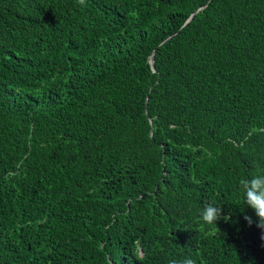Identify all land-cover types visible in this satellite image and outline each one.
<instances>
[{
  "label": "trees",
  "instance_id": "16d2710c",
  "mask_svg": "<svg viewBox=\"0 0 264 264\" xmlns=\"http://www.w3.org/2000/svg\"><path fill=\"white\" fill-rule=\"evenodd\" d=\"M253 175L264 0H0V264H264Z\"/></svg>",
  "mask_w": 264,
  "mask_h": 264
},
{
  "label": "clouds",
  "instance_id": "9594fccd",
  "mask_svg": "<svg viewBox=\"0 0 264 264\" xmlns=\"http://www.w3.org/2000/svg\"><path fill=\"white\" fill-rule=\"evenodd\" d=\"M83 4L84 0H78ZM239 186L243 192V202L254 211L253 216L244 215L243 219L249 226L255 224L258 229H261V240H264V175H253L251 178H242L239 181ZM201 219L209 225H217V221L223 219L224 222L231 221V212L225 215L221 206L207 203L201 210ZM217 227V226H216ZM171 264H197L195 259L185 257L182 260H172Z\"/></svg>",
  "mask_w": 264,
  "mask_h": 264
},
{
  "label": "water",
  "instance_id": "95a60500",
  "mask_svg": "<svg viewBox=\"0 0 264 264\" xmlns=\"http://www.w3.org/2000/svg\"><path fill=\"white\" fill-rule=\"evenodd\" d=\"M204 6H205V5H203V6L199 7V8H197V9L195 10V12H193V13L188 17V19L186 20L185 24H186V23H187V22H188V21L194 16V14H195L199 9H202ZM149 62H150V65H151V69H152V71H155L154 60H153V53L151 54V57H150Z\"/></svg>",
  "mask_w": 264,
  "mask_h": 264
}]
</instances>
